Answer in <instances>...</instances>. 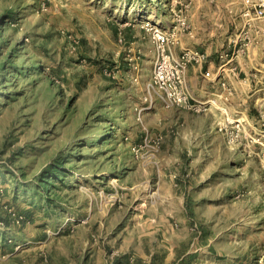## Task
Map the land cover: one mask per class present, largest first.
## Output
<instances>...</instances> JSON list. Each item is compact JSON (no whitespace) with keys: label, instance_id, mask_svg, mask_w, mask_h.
I'll use <instances>...</instances> for the list:
<instances>
[{"label":"rangeland","instance_id":"1","mask_svg":"<svg viewBox=\"0 0 264 264\" xmlns=\"http://www.w3.org/2000/svg\"><path fill=\"white\" fill-rule=\"evenodd\" d=\"M248 9L0 0V264H264V102L252 125L216 123L221 104L186 85L191 66L247 53L264 27ZM156 29L176 56L206 55L185 72L206 110L152 87Z\"/></svg>","mask_w":264,"mask_h":264},{"label":"crops","instance_id":"2","mask_svg":"<svg viewBox=\"0 0 264 264\" xmlns=\"http://www.w3.org/2000/svg\"><path fill=\"white\" fill-rule=\"evenodd\" d=\"M263 31L264 27L258 24V27L252 30L253 41L247 53L234 57L230 65L221 63L218 69L219 62L216 64L217 62L210 59L206 67L199 64L188 69L186 73L188 89L191 90L190 82L203 99L211 101L214 106L216 102L221 104V107H212V112L207 114L208 116L211 113L214 114L212 118L216 123L226 116L243 118L251 125L257 120L255 109L264 102V37L261 34ZM207 71L211 72V76H207ZM219 73H222L220 77H218ZM222 82L225 83L224 86ZM229 88L233 90V93L227 99L224 97Z\"/></svg>","mask_w":264,"mask_h":264},{"label":"built area","instance_id":"3","mask_svg":"<svg viewBox=\"0 0 264 264\" xmlns=\"http://www.w3.org/2000/svg\"><path fill=\"white\" fill-rule=\"evenodd\" d=\"M249 9L246 16L251 20L264 17V0L252 2L248 0ZM156 43V59L152 87L158 96L170 106H180L195 111L208 108V102L192 103L193 96L185 88V72L192 61L203 62L206 55L198 51L185 50L176 56L172 51L174 36L156 29L154 33ZM210 74V72H207Z\"/></svg>","mask_w":264,"mask_h":264},{"label":"trees","instance_id":"4","mask_svg":"<svg viewBox=\"0 0 264 264\" xmlns=\"http://www.w3.org/2000/svg\"><path fill=\"white\" fill-rule=\"evenodd\" d=\"M4 18V16H3ZM61 175V171L58 170L57 167H54L50 173L48 174L46 170H43L40 174V176L42 177V182H43V186L46 188L48 187L47 183L49 182V180H51L54 177H59Z\"/></svg>","mask_w":264,"mask_h":264},{"label":"bare ground","instance_id":"5","mask_svg":"<svg viewBox=\"0 0 264 264\" xmlns=\"http://www.w3.org/2000/svg\"><path fill=\"white\" fill-rule=\"evenodd\" d=\"M148 24V23H147Z\"/></svg>","mask_w":264,"mask_h":264}]
</instances>
